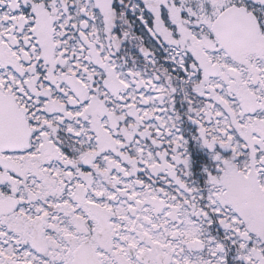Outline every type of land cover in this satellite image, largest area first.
<instances>
[{
  "label": "snow or ice",
  "instance_id": "snow-or-ice-1",
  "mask_svg": "<svg viewBox=\"0 0 264 264\" xmlns=\"http://www.w3.org/2000/svg\"><path fill=\"white\" fill-rule=\"evenodd\" d=\"M0 264H264V0H0Z\"/></svg>",
  "mask_w": 264,
  "mask_h": 264
}]
</instances>
